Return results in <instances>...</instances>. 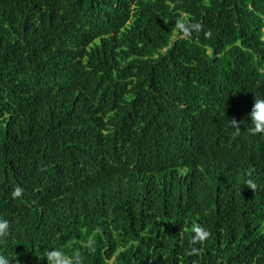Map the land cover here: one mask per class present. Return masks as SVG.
Wrapping results in <instances>:
<instances>
[{
	"label": "trees",
	"instance_id": "16d2710c",
	"mask_svg": "<svg viewBox=\"0 0 264 264\" xmlns=\"http://www.w3.org/2000/svg\"><path fill=\"white\" fill-rule=\"evenodd\" d=\"M137 1L129 25L95 30L83 67L90 0H62L71 22L52 0H0L9 264L52 249L84 264H264V134L248 117L264 98V0ZM181 20L201 30L186 37Z\"/></svg>",
	"mask_w": 264,
	"mask_h": 264
},
{
	"label": "clouds",
	"instance_id": "9594fccd",
	"mask_svg": "<svg viewBox=\"0 0 264 264\" xmlns=\"http://www.w3.org/2000/svg\"><path fill=\"white\" fill-rule=\"evenodd\" d=\"M127 5L119 8L120 2H116V0H103L104 5H91V8L88 12V29H92V27L98 22L102 23L103 28H111L114 26L120 19H127V24L131 22L130 17L135 14V5L132 4L130 0H127ZM130 1V2H129ZM54 5L56 6L60 15H67L65 22H71L72 20L68 16V14L63 13L61 9L62 0H52ZM48 6L50 7V0H47ZM93 21V24H92ZM116 21V23H114ZM114 23V24H113ZM177 27L186 37H190L193 32H199L201 30V25L199 23H189L186 21H178ZM93 30V29H92ZM61 31V27H60ZM77 32V50L73 49L74 54L84 53L80 58L81 64L83 67H87L89 62L92 59V51L91 47L98 40L91 39L90 42L86 37H80L78 31ZM60 33V32H59ZM68 36V35H67ZM69 37V36H68ZM91 38V37H90ZM100 40V39H99ZM90 50V54H86L85 52ZM76 97H79L77 94ZM248 117L250 118L251 124V133L255 134H264V98H254V103L251 107L250 112L248 113ZM231 126L236 129V135L240 134V127L236 120H231ZM250 188L255 189L256 185L254 183L248 182ZM12 197L18 198L22 195V189L19 187H15L12 191ZM9 232L8 221L4 219H0V239L5 238ZM194 232V240L198 242H203L206 240L210 233L206 228H203L198 225L193 226ZM47 260V264H84V256L81 254L79 250H75L71 256H67L63 251L58 249L49 250L45 256H43ZM0 264H9L8 259L4 256H0Z\"/></svg>",
	"mask_w": 264,
	"mask_h": 264
},
{
	"label": "rangeland",
	"instance_id": "374dc122",
	"mask_svg": "<svg viewBox=\"0 0 264 264\" xmlns=\"http://www.w3.org/2000/svg\"><path fill=\"white\" fill-rule=\"evenodd\" d=\"M120 2V5H119V8L118 9H120L121 7H123V6H126L127 5V0H116V2ZM131 1V3L133 4L134 3V5H135V7H136V4H138V1L137 0H130ZM129 1V2H130ZM97 4H99V5H104V4H101L100 2L99 3H95V1L94 0H90V5H97ZM128 20V19H127ZM127 20H126V23H125V25H129V24H127ZM114 23H116V21L114 22ZM113 23V24H114ZM124 27H120L119 28V30H122ZM93 29V30H92ZM92 29H88V32H87V35H88V37H86L87 39H88V41L90 42V40L93 38V39H98L97 41H96V43H98L100 40H101V38H102V36L103 35H97L96 33H95V30H101L102 29V23L101 22H98L97 24H95L93 27H92ZM91 37V38H90ZM176 38V36H172V39H175ZM100 39V40H99ZM95 44V43H94ZM93 46L94 45H92V47H91V51H92V54L94 55V51H93ZM77 95H75V97H76ZM58 168L59 170H57V171H54V169L55 168ZM52 170H53V172L51 173V178L53 179V180H55L54 179V176H53V173L55 172V174H57L62 168L60 167V165H59V163H56L52 168H51Z\"/></svg>",
	"mask_w": 264,
	"mask_h": 264
}]
</instances>
